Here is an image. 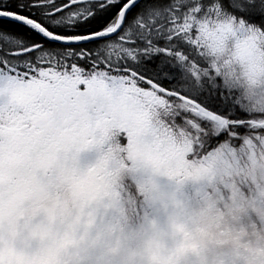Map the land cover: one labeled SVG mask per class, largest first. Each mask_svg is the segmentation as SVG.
<instances>
[{"label": "snow or ice", "instance_id": "obj_1", "mask_svg": "<svg viewBox=\"0 0 264 264\" xmlns=\"http://www.w3.org/2000/svg\"><path fill=\"white\" fill-rule=\"evenodd\" d=\"M260 72L264 0H0V264H225L163 181L264 168Z\"/></svg>", "mask_w": 264, "mask_h": 264}, {"label": "rangeland", "instance_id": "obj_2", "mask_svg": "<svg viewBox=\"0 0 264 264\" xmlns=\"http://www.w3.org/2000/svg\"><path fill=\"white\" fill-rule=\"evenodd\" d=\"M228 51L225 46L224 54ZM257 75L264 76V72ZM246 167L225 160L217 170L199 179L163 181L170 185L177 203L187 209L189 221L195 217L199 246L210 261L264 264V168L248 171ZM242 182L243 187L250 182L254 188L246 194ZM135 199L129 211H135ZM176 228L177 239L185 242L183 251H192L184 223H177ZM193 260L188 259L187 264Z\"/></svg>", "mask_w": 264, "mask_h": 264}, {"label": "trees", "instance_id": "obj_3", "mask_svg": "<svg viewBox=\"0 0 264 264\" xmlns=\"http://www.w3.org/2000/svg\"><path fill=\"white\" fill-rule=\"evenodd\" d=\"M132 213H133V211H129V209H128V215H129V218L131 219L132 218ZM167 225H165V227H166ZM178 228H176V226H175V229H174V231H176ZM169 243L171 244V241H169Z\"/></svg>", "mask_w": 264, "mask_h": 264}]
</instances>
